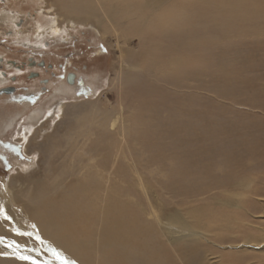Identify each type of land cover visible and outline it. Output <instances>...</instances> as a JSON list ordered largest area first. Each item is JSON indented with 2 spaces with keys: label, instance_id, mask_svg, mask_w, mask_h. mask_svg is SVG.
Instances as JSON below:
<instances>
[{
  "label": "rangeland",
  "instance_id": "rangeland-1",
  "mask_svg": "<svg viewBox=\"0 0 264 264\" xmlns=\"http://www.w3.org/2000/svg\"><path fill=\"white\" fill-rule=\"evenodd\" d=\"M53 2L0 0V30L12 28L18 17L29 21L23 32L18 30L21 35L0 37V56L24 61L32 41L40 45L49 32L74 34L92 29L94 39L105 48V60L98 69L103 82L92 99L66 100L52 96L53 90L60 89L57 85L42 92L39 79L32 87L24 75L10 101L26 98L30 103L0 106V121L10 114L16 116L13 128L0 138L16 147L0 152V223L7 232V236H0V264H81L51 239L42 237L30 221L21 225L15 216L11 221L6 218L4 204L19 213L21 208L17 202H9V196L26 198L29 192L54 180L63 181L69 199L75 201L78 190L72 189L88 181L84 175L93 177V173H97L93 181L102 182L107 189V184L112 185L114 195L127 201L129 220L135 218L158 230V238L173 255L168 264H181L175 254L183 240H169L177 230L166 226L164 216L177 213L185 231L195 220L190 210L204 207L227 211L231 217L234 212L233 220L240 229L226 232H236L238 241L231 236V242L223 236L213 244L203 240L204 248L212 250L202 254L201 260L222 264L219 259L223 256H240L247 248L253 250L249 264L254 259L264 262L263 242L243 243L240 237V233H254L258 241L264 238V15L227 30V25L205 21L191 8L192 17L202 22L192 30L186 58L190 60L177 70L161 68L164 76L156 73L160 69L156 61L145 65L154 51L153 44L167 35L162 28L152 33L147 22H141L144 16L122 14L114 22L102 15L105 28L101 31L85 18L66 21L60 6ZM175 17L180 20V16ZM2 25L9 27L3 29ZM248 26L252 30L247 34ZM219 29L227 35L220 37ZM156 32L158 35H153ZM173 37L179 38L177 34ZM231 200L234 206H230ZM87 202L104 206L102 201ZM165 251L160 248L153 262L164 257ZM138 261L155 263L144 256Z\"/></svg>",
  "mask_w": 264,
  "mask_h": 264
},
{
  "label": "bare ground",
  "instance_id": "bare-ground-1",
  "mask_svg": "<svg viewBox=\"0 0 264 264\" xmlns=\"http://www.w3.org/2000/svg\"><path fill=\"white\" fill-rule=\"evenodd\" d=\"M55 1L56 3H53L60 6L59 11L62 13L63 18H65L66 21H79L85 18L88 19L89 22L91 20V23L101 31H104L105 28V22L103 20L104 17H101L102 15H104L110 22H114L115 17L122 14L125 16H133L134 14L139 16V18L144 16L141 19V22L144 23L146 21L148 28L154 30H152L153 32H148L155 33V28H162L163 32H166L167 35L164 36V38H159L161 40L163 39L162 42L158 41L157 44L155 42L153 46L151 45L154 48V51L152 52L150 58L148 57L145 60L146 66L148 63L156 61L155 65L160 68L157 71L155 70L157 74H163V69L169 70L170 68L171 70H174V68H176L177 70V67L184 68L190 60L189 59L187 61L186 58L189 53L190 40H192V30L197 27V22H202L201 18L194 19L192 17L194 12H192L191 8L196 9L194 11L200 12L196 14L202 15L205 21L206 19H210L211 21L213 20L217 23L221 22L224 24V27L227 25V30H231V28L235 29L236 27L238 28V22L248 23L252 20L255 21L257 16L264 15V0ZM195 5L196 7H193ZM123 6L127 9L121 8ZM197 6H200V8H197ZM98 10L102 11L103 14L98 12ZM175 16H180V20L178 18L176 19ZM251 30L252 27L248 26L245 32L248 34ZM196 31H194L195 34ZM213 33L214 32H210L211 35H214ZM173 34H177L179 38L173 37ZM218 34L220 37H225L226 30L219 29ZM153 35L156 36L158 34L156 32V34ZM160 36L162 35H159V37ZM206 37H208V34ZM216 40H218V38ZM143 42L145 43V41ZM152 42L150 43L152 44ZM140 43H142V41ZM160 43H162L161 47H159ZM178 47L181 49L177 50ZM191 47L193 48V46ZM140 67L142 66L140 65ZM168 70L167 72H169ZM96 175L97 173H93V177L90 174H87L86 176L84 175V178L88 181L81 180L82 182L78 183V185L72 189L74 191L78 190V199L76 198L77 200L75 201L69 199L70 194L69 192H66L64 184H62L63 181H50L51 183L49 182V186L45 185V188L41 187L36 190L34 189V192H29V195H27L26 198H21V196L19 197L17 194L9 196L8 194L10 193L6 192L5 195L9 196L8 201H11L12 203L17 202L21 209L20 212L17 213L5 203L4 211L6 214L4 216L9 218L10 221L11 217L15 216L21 225H25V222L29 223L30 221L41 233L42 237L45 239H51V241L59 245L61 249L67 252L72 260H78L81 264H137L140 262L138 261L140 256H144L153 262V259L157 258H154V255H157L155 253H157L162 247H164V250L166 249L165 253L162 252L164 257L158 261H155V259V263H153L168 264V258L173 255L172 252L165 247L163 241L158 238V230L151 225V227L148 228V225L146 226L135 218L129 220L131 217L128 216L125 208V206H127V201H124L114 195L111 191V189L113 190L112 185L110 186V184H107V186H109V189H107V187L103 186L102 182L96 180V182L93 181V178H95ZM103 193L105 196H102ZM92 196H94L95 199ZM100 196L102 197L100 198ZM88 199H92V201L96 200V202L102 201L104 206L98 208L94 206L93 203L87 202ZM2 200L4 199L2 198ZM232 202L233 203L230 202V206L235 205V202ZM190 212L194 214L195 220L192 223L191 228L185 231L182 229V224L177 218V213L170 212V214L164 216L166 226L170 230H177L176 233L170 234L169 240H183V242L176 247L175 258L181 264H213L212 262L209 263L205 262L206 260H201L202 254L212 250V247L210 249L209 247L204 248L205 246H203L204 243L202 241L206 240L207 243H212L213 240L215 241L216 238L221 236H223V238L225 237L224 240L227 239L228 236H231V238H234V241H238L239 238L237 237L236 232L227 235V233L231 230L238 231L240 229V227L235 225L236 222L233 220L235 219L234 212V218L233 216L231 217L227 211L218 212L216 209L209 207H204L202 210H190ZM129 221L133 224H130ZM6 234L7 232L3 230V226L0 223V236ZM240 237L243 243L263 242L262 245L264 246V238H261L260 241H258L257 236L254 233H251L250 236H244V234L240 233ZM232 239L228 238V241L231 242ZM242 252L243 255L240 256L237 253L233 254L229 258L223 256L221 260L219 259V261H223L224 263L222 264H249L247 261L250 258H253V250L246 248L245 251ZM261 252L264 253V249H262ZM254 262L255 264H264V262H258L257 259H254V261L250 264H254Z\"/></svg>",
  "mask_w": 264,
  "mask_h": 264
},
{
  "label": "flooded vegetation",
  "instance_id": "flooded-vegetation-1",
  "mask_svg": "<svg viewBox=\"0 0 264 264\" xmlns=\"http://www.w3.org/2000/svg\"><path fill=\"white\" fill-rule=\"evenodd\" d=\"M27 14L30 17H35L29 12ZM3 21L7 22V20ZM26 23L23 18L18 17L12 21V28L6 29L9 26L3 27L5 24L2 25L1 27L6 30H0V37L3 35L4 39H8L12 36L21 35ZM88 27L90 26L84 28ZM19 29H22L21 34L18 32ZM42 33L47 34L48 31ZM59 33L58 31L49 32L48 36L38 46L32 41L29 45V56L24 61L19 62L14 58L0 56V79L5 83L1 84L2 81H0V99L2 100L0 106L9 104L5 106L13 105L16 107L30 103L31 99L28 98V100L21 98L19 102L16 100L17 103L10 101L16 90L15 85L21 81L24 75L32 87L33 82L39 79L38 83L41 85L42 92H46L51 86L57 85L55 88L60 87V89L57 92L53 90L52 96L61 99L88 100L95 97L101 82H103V75L99 74L101 70L98 71V69H101L100 65L102 67L105 60V48L100 41L94 39L95 34L92 29H81L74 34L70 32L67 34ZM9 47L16 48L17 45H10ZM5 70L7 72L12 71V74L8 76ZM33 74H37V76L33 77ZM61 96L65 97L62 98ZM14 116V114H10L4 121H0V138L3 133L13 128L16 118ZM4 144L0 140V152L16 149L14 146Z\"/></svg>",
  "mask_w": 264,
  "mask_h": 264
},
{
  "label": "water",
  "instance_id": "water-1",
  "mask_svg": "<svg viewBox=\"0 0 264 264\" xmlns=\"http://www.w3.org/2000/svg\"><path fill=\"white\" fill-rule=\"evenodd\" d=\"M6 146H10L9 144H5Z\"/></svg>",
  "mask_w": 264,
  "mask_h": 264
}]
</instances>
